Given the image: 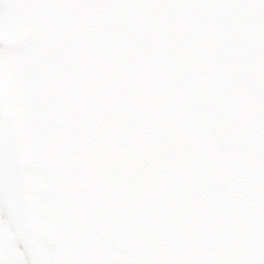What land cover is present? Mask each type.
Here are the masks:
<instances>
[{"label": "snow or ice", "instance_id": "1", "mask_svg": "<svg viewBox=\"0 0 264 264\" xmlns=\"http://www.w3.org/2000/svg\"><path fill=\"white\" fill-rule=\"evenodd\" d=\"M0 264H264V0H0Z\"/></svg>", "mask_w": 264, "mask_h": 264}]
</instances>
